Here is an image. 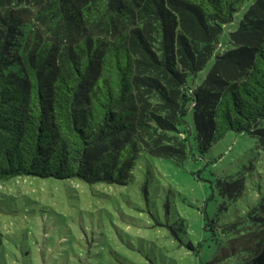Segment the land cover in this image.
Listing matches in <instances>:
<instances>
[{"label": "trees", "instance_id": "obj_1", "mask_svg": "<svg viewBox=\"0 0 264 264\" xmlns=\"http://www.w3.org/2000/svg\"><path fill=\"white\" fill-rule=\"evenodd\" d=\"M231 131L264 150V0H0V183L125 184L143 154L199 161ZM221 229L210 264H264L263 195Z\"/></svg>", "mask_w": 264, "mask_h": 264}, {"label": "rangeland", "instance_id": "obj_2", "mask_svg": "<svg viewBox=\"0 0 264 264\" xmlns=\"http://www.w3.org/2000/svg\"><path fill=\"white\" fill-rule=\"evenodd\" d=\"M221 41L229 42L228 32ZM186 119L193 127L192 112ZM200 156L177 164L143 154L125 184L34 176L1 182L0 264L212 263L233 237L221 228L264 196V150L231 131ZM239 177L242 197L223 195L222 185Z\"/></svg>", "mask_w": 264, "mask_h": 264}]
</instances>
